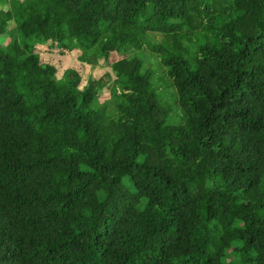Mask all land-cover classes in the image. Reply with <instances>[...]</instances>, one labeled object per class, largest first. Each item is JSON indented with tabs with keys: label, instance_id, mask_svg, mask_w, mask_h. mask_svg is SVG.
<instances>
[{
	"label": "trees",
	"instance_id": "trees-1",
	"mask_svg": "<svg viewBox=\"0 0 264 264\" xmlns=\"http://www.w3.org/2000/svg\"><path fill=\"white\" fill-rule=\"evenodd\" d=\"M0 264H264V0H0Z\"/></svg>",
	"mask_w": 264,
	"mask_h": 264
},
{
	"label": "rangeland",
	"instance_id": "rangeland-1",
	"mask_svg": "<svg viewBox=\"0 0 264 264\" xmlns=\"http://www.w3.org/2000/svg\"><path fill=\"white\" fill-rule=\"evenodd\" d=\"M38 48L42 53L41 57L44 62L56 65V67L58 68V78H61L67 69H75L79 71L81 73V76L83 77L81 87H84L86 85V82L88 81L90 76L99 78L106 72H110L109 65L105 63L104 59L100 60L96 67H93L91 64L85 63L78 58L79 51L70 52L69 50H62L51 46L50 42L44 45H39ZM144 53L146 55H149V51L147 50ZM123 57V55L117 52H113L110 56L109 63L111 64L122 59ZM155 71L156 72L152 76V83L154 86H158L163 89L171 85L169 77L164 74L165 69L162 68L158 63ZM110 97V90L102 91L99 97V101L100 103H104L106 100L110 99ZM169 103L171 104L172 111L168 117V123L177 125L183 123L185 121V114L175 102V97L170 100ZM215 235L216 231L213 233V236ZM232 258L234 259L235 257Z\"/></svg>",
	"mask_w": 264,
	"mask_h": 264
}]
</instances>
